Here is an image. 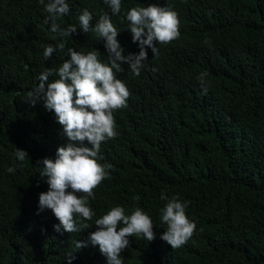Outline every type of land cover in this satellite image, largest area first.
Returning a JSON list of instances; mask_svg holds the SVG:
<instances>
[{
	"label": "trees",
	"instance_id": "obj_1",
	"mask_svg": "<svg viewBox=\"0 0 264 264\" xmlns=\"http://www.w3.org/2000/svg\"><path fill=\"white\" fill-rule=\"evenodd\" d=\"M0 264H264V0H0Z\"/></svg>",
	"mask_w": 264,
	"mask_h": 264
}]
</instances>
